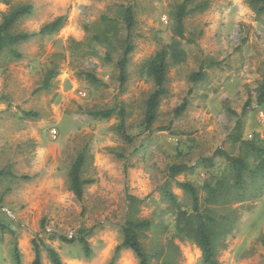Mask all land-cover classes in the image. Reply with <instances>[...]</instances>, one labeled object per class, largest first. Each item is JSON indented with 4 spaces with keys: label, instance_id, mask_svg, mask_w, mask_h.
<instances>
[{
    "label": "rangeland",
    "instance_id": "1",
    "mask_svg": "<svg viewBox=\"0 0 264 264\" xmlns=\"http://www.w3.org/2000/svg\"><path fill=\"white\" fill-rule=\"evenodd\" d=\"M183 1H0V23L10 8L33 6L13 34L38 33L66 17L57 32L15 46L20 59L10 50L0 53V171L9 174L0 179V264H15V245L22 264H33L36 245L43 264H51L45 246L57 250L65 264H110L132 215L129 195L139 201L133 216L153 223L142 238L153 263L204 264L196 244L176 238L178 208L162 189L168 184L180 207L192 212L191 198L178 184H193L204 200L206 183L231 176L224 159L215 157L212 169L199 162L219 148L239 155L240 145L229 140L238 120L244 139L264 138V109L257 104L264 78V15H256L250 0H208V10L190 15L186 35L194 43L183 42L185 61L170 64L158 120L143 132L145 103L154 90L147 63L173 41V13ZM129 6L135 12V50L122 86L117 62L128 34L123 12ZM201 69L204 79L193 83L191 75ZM185 100L187 109L176 115ZM121 108L131 143L117 131ZM109 109L115 110L110 119L90 115ZM81 152L87 154L82 177L94 183L79 201L70 190L69 172ZM173 165L193 171L171 178ZM215 210L234 220L232 232L220 240L219 263L264 264V181L250 186L245 198ZM81 228L92 231L91 259L79 245L59 240ZM116 264L139 261L123 249Z\"/></svg>",
    "mask_w": 264,
    "mask_h": 264
},
{
    "label": "trees",
    "instance_id": "2",
    "mask_svg": "<svg viewBox=\"0 0 264 264\" xmlns=\"http://www.w3.org/2000/svg\"><path fill=\"white\" fill-rule=\"evenodd\" d=\"M6 4H10V0H0ZM210 2L200 0H184L179 4L173 13L174 22V39L167 46L158 51L154 57L147 63V74L154 82V90L148 96L145 103V116L142 123L143 132H150L158 120L159 108L163 98L167 95V77L170 64L178 65L186 59V51L183 48V42L190 44L194 40L188 39L186 35L185 22L186 19L194 13H203L209 9ZM250 6L257 16L264 15V0H250ZM33 6L24 4L18 7L10 8L0 23V53L10 50L14 57L20 59L22 56L15 50V46L25 43L30 39L39 35H50L61 29L66 21L65 16H60L48 23L38 33H20L13 34L12 30L18 24L20 19L32 14ZM123 22L127 30L124 51L121 59L117 62L119 70V81L122 86L128 80V66L130 56L135 50L132 41V33L135 28V12L132 6L124 9ZM204 71L191 75L190 79L193 83H198L204 79ZM88 78L97 81L94 76L88 74ZM252 101L249 100L244 111L250 107ZM257 104L264 109V78L258 89ZM188 107V101L176 109V115L183 113ZM115 114L114 109L99 110L91 112V116L96 119H110ZM120 122L117 131L121 138L131 143L133 136L128 133L126 125V112L123 108L119 111ZM243 122L238 120L229 136V140L234 145H240L241 152L239 155H233L221 148L217 149L212 157L200 160L199 166L204 169H212L215 166L214 158L224 159L230 170L231 176L218 180L215 185L206 183L203 191L207 196L202 200L200 189L191 183H179L178 187L187 193L192 201V212L183 210L177 197L170 190L168 184L162 189L163 196L167 198L173 205L178 208V217L176 224V238L183 242L196 244L202 251L204 264H220L217 258L218 246L222 237L232 232L234 220L226 215H222L215 210V205L225 203L228 204L234 199H243L247 196L250 186H256L257 183L264 181V138L259 134H255L251 139L243 138ZM87 154L81 152L75 159L70 172V190L76 198L81 201L84 196V188L94 183V180H85L83 169L86 164ZM193 171V167L187 165H173L169 172L170 177L175 178L178 175ZM6 171H0V179L8 176ZM129 210L132 215L126 220L122 227L123 240L115 250L114 257L110 264H116L119 254L123 249L131 250L139 261V264H155L152 262L151 255L144 247L142 238L153 228V223L148 219H137L133 216V211L137 210L138 199L132 195L128 196ZM92 231L81 228L76 235L59 236V240L66 245H79L83 256L91 259L93 249L89 242ZM51 264H65L59 252L52 247L45 246ZM158 255V254H156ZM15 264H22L21 252L15 245L13 251ZM33 264H43L42 252L39 246H35V259ZM170 264V263H165Z\"/></svg>",
    "mask_w": 264,
    "mask_h": 264
},
{
    "label": "built area",
    "instance_id": "3",
    "mask_svg": "<svg viewBox=\"0 0 264 264\" xmlns=\"http://www.w3.org/2000/svg\"><path fill=\"white\" fill-rule=\"evenodd\" d=\"M52 133H53L54 138H57V131H53Z\"/></svg>",
    "mask_w": 264,
    "mask_h": 264
}]
</instances>
